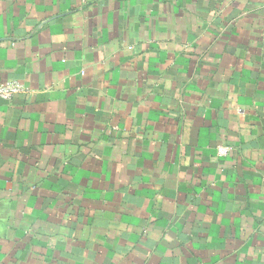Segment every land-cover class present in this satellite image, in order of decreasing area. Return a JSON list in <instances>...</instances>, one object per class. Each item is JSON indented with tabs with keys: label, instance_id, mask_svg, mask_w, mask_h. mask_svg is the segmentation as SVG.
<instances>
[{
	"label": "crops",
	"instance_id": "obj_1",
	"mask_svg": "<svg viewBox=\"0 0 264 264\" xmlns=\"http://www.w3.org/2000/svg\"><path fill=\"white\" fill-rule=\"evenodd\" d=\"M9 81L0 264H264V0H0Z\"/></svg>",
	"mask_w": 264,
	"mask_h": 264
},
{
	"label": "built area",
	"instance_id": "obj_2",
	"mask_svg": "<svg viewBox=\"0 0 264 264\" xmlns=\"http://www.w3.org/2000/svg\"><path fill=\"white\" fill-rule=\"evenodd\" d=\"M24 92V87L15 81H9L0 84V99L2 100L8 101L13 96L23 94ZM230 149L231 148H229L228 146H220L216 149V154L219 157H225L230 153Z\"/></svg>",
	"mask_w": 264,
	"mask_h": 264
}]
</instances>
